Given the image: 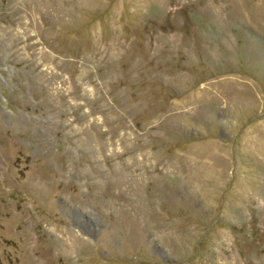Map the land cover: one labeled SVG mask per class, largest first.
Returning <instances> with one entry per match:
<instances>
[{
	"label": "rangeland",
	"instance_id": "1",
	"mask_svg": "<svg viewBox=\"0 0 264 264\" xmlns=\"http://www.w3.org/2000/svg\"><path fill=\"white\" fill-rule=\"evenodd\" d=\"M0 264H264V0H0Z\"/></svg>",
	"mask_w": 264,
	"mask_h": 264
}]
</instances>
